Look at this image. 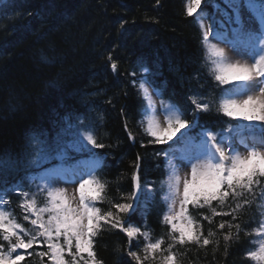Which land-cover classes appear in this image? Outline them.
<instances>
[{
	"label": "trees",
	"instance_id": "16d2710c",
	"mask_svg": "<svg viewBox=\"0 0 264 264\" xmlns=\"http://www.w3.org/2000/svg\"><path fill=\"white\" fill-rule=\"evenodd\" d=\"M187 1L0 2V155L34 159L35 152L28 147L33 136L53 145L68 123H77L78 117L86 118L85 122L94 128L96 139L105 147L97 149L90 145L87 149L96 153L94 157L87 151L74 152L73 163L96 162L95 174L107 184L108 201L123 202L121 196L133 192L135 172L141 185L147 183L157 189L154 199H142L136 212L124 217L131 226L150 230L153 241L168 231L161 222L167 206L163 201L167 172L162 154L168 145L149 143L150 138L141 126L140 77L148 80L152 89L162 92L164 99L188 110L189 120L194 106L188 97L194 91L206 97L218 92L204 66L206 50L201 43L197 15L194 14L195 18L186 15ZM212 5L213 0H202V11L198 10L207 17V23H211ZM112 63L117 65L116 70L112 69ZM197 75L199 82L194 79ZM227 119L215 109L199 114V124L215 130ZM137 162L139 169L135 167ZM40 171L43 168L22 166L7 180L27 183L25 177ZM162 183L163 190L159 191ZM262 190L264 180L254 189L257 196L246 197L251 203L236 213L238 219L233 223L240 225L238 237L233 227V240L225 245L223 234L229 229L221 231L215 226L232 221V217L215 216L212 227L219 245L177 249L183 253L179 256L180 264H250L247 251L254 247L251 241L256 237L254 233H245L253 232L264 218L261 216L264 199L258 195ZM8 199L11 203L6 210L31 229L30 222L23 219L20 198L12 194ZM98 206L106 209L109 204L105 201ZM234 206L229 199L228 206H217V210L228 212ZM189 211L199 217L207 232L209 224L202 214H210L209 210L189 206ZM139 242L142 244L143 239ZM128 248V237L119 229L105 228L95 237L94 251L103 264H129ZM46 250V246L37 245L18 250L25 256L19 264H42V261L50 264L48 257L37 254Z\"/></svg>",
	"mask_w": 264,
	"mask_h": 264
},
{
	"label": "snow or ice",
	"instance_id": "6c2138e0",
	"mask_svg": "<svg viewBox=\"0 0 264 264\" xmlns=\"http://www.w3.org/2000/svg\"><path fill=\"white\" fill-rule=\"evenodd\" d=\"M201 4L202 0H188L186 15H198ZM212 6L211 23H204L206 16H200L197 22L206 50L204 66L218 92L206 97L194 91L188 97L194 106L189 120L188 110L164 99L163 93L151 89L144 77H140L138 85L142 97L140 112L142 116L147 113L145 135L150 138L149 143L168 145L162 154L168 192L163 197L167 211L161 221L167 233L153 241L150 230L131 226L124 219L136 212L142 199H154L157 189L147 183L141 185L139 176L134 174V191L121 196L123 202L108 201L107 184L95 174L96 162L73 163L74 152L96 155L87 145L105 147L96 139L86 118L78 117L77 123H68L57 134L53 145L33 136L28 147L34 150V159L0 155V264H19L25 256L18 250L34 245L46 246V251L37 254L48 257L50 264H103L97 258L94 243L105 228L126 234L129 264H180L183 253L177 249L218 246L219 240H214L217 232L212 227L213 217L218 215L232 217V221L215 226L221 231L229 229L223 234L225 245L233 240V227L239 236L240 225L233 223L238 219L236 213L251 203L246 197L257 196L254 189L264 180V0H213ZM219 44H226L232 55ZM111 67L116 70L117 65L112 63ZM194 79L199 82L200 76ZM213 109L228 118L218 130L199 124V114ZM197 128L200 130L194 131ZM28 165L43 171L25 177L27 183L8 182V176ZM135 167L139 169L138 162ZM61 183L78 187L69 195L66 187L58 186ZM163 186L162 183L159 191ZM12 194L20 198L23 219L30 222L31 229L6 210ZM258 195L264 199V190ZM229 199L235 206L228 212H219L217 206H228ZM105 201L109 204L106 209L98 206ZM189 206L209 210L210 214H202L209 224L207 232L199 217L190 213ZM253 233L258 239L251 241L254 247L247 251V258L254 264H264V218L253 232L245 235Z\"/></svg>",
	"mask_w": 264,
	"mask_h": 264
},
{
	"label": "rangeland",
	"instance_id": "374dc122",
	"mask_svg": "<svg viewBox=\"0 0 264 264\" xmlns=\"http://www.w3.org/2000/svg\"><path fill=\"white\" fill-rule=\"evenodd\" d=\"M1 1H2V0H0V2H1ZM187 2H188V1H187ZM196 15H197V14H196ZM244 15H245V17H247V13H245ZM200 16H201L200 14L197 15L198 20H199ZM204 23H205V24H208L207 21H206V19L204 20ZM211 42L215 43L214 40L211 41ZM218 46H219V47H224L225 50L228 51L229 55H230V56L232 55L231 50L228 48V46H227L226 44H219ZM139 83H140V82H139ZM139 83H138V85H139ZM151 89H152V88H151ZM151 89H150V90H151ZM146 117H147V113H145V114L142 116V120H144V126H143V127H146ZM84 143L87 144L86 141H85ZM88 147L90 148V145H87V148H88ZM240 150L243 151L242 148H241ZM180 174H181L182 176L184 175V170H183V169L181 170V173H180ZM58 186H59V187H62V188H63V187H66L69 195L72 194V192H73V190H74L75 187H78V185H74V184H71V183H69V184L61 183V184H59ZM167 192H168V189H167V181H166V193H165V195L167 194ZM165 195H164V196H165ZM166 211H167V206H166ZM256 239H258V237H256ZM250 264H254V262L250 261Z\"/></svg>",
	"mask_w": 264,
	"mask_h": 264
},
{
	"label": "water",
	"instance_id": "95a60500",
	"mask_svg": "<svg viewBox=\"0 0 264 264\" xmlns=\"http://www.w3.org/2000/svg\"><path fill=\"white\" fill-rule=\"evenodd\" d=\"M134 174H135V175H138L137 172H135ZM133 176H134V175H133ZM132 187H133V191H134V181H133V177H132ZM130 214H132V213H130ZM130 214H129V215H130Z\"/></svg>",
	"mask_w": 264,
	"mask_h": 264
}]
</instances>
